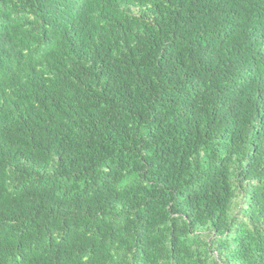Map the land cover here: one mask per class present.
Returning a JSON list of instances; mask_svg holds the SVG:
<instances>
[{
  "label": "trees",
  "instance_id": "obj_1",
  "mask_svg": "<svg viewBox=\"0 0 264 264\" xmlns=\"http://www.w3.org/2000/svg\"><path fill=\"white\" fill-rule=\"evenodd\" d=\"M0 264H264V0H0Z\"/></svg>",
  "mask_w": 264,
  "mask_h": 264
}]
</instances>
